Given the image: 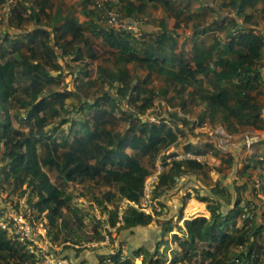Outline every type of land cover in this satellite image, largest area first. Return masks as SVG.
Instances as JSON below:
<instances>
[{"label":"trees","instance_id":"1","mask_svg":"<svg viewBox=\"0 0 264 264\" xmlns=\"http://www.w3.org/2000/svg\"><path fill=\"white\" fill-rule=\"evenodd\" d=\"M33 1L37 6L30 10L27 20L36 23L35 29L26 34L5 36V45L0 46V106L19 103L26 112L20 121L27 125L24 130L14 127L9 120L0 122L1 157L6 163L2 180L13 179L19 186L26 187L36 218L46 213L49 228L70 229L62 214L72 201L71 197L65 196V183L93 182L112 186L122 200L139 202L151 174L141 159L147 157L154 161L163 149L189 141L191 127H186L187 122L179 119L177 113L156 114L158 121L154 123L142 118L159 97V93L149 87L155 73L164 77L179 97L189 93L191 100L199 99L204 106L200 124L220 125L231 135L245 128H264V32L260 26L264 22V10L259 8L264 0H201L204 6L197 14L189 13L190 0L186 5L173 0H149L163 7L176 19L177 25L195 18L216 16V21L207 25L202 33H224L223 37L214 35L212 44L195 43L189 55L175 56L172 68L164 64L167 57L163 50L173 41L168 32L146 34L148 48L140 50L139 43L130 34L116 33L100 25L84 26L69 17L60 21L55 18L53 23H48L44 18L50 19L47 10L51 8V0ZM120 2L124 3V0ZM225 11L228 13L222 14ZM121 12L128 19L143 20L128 1ZM12 16V22H17L16 27H21L18 24L22 20L21 14L16 8L12 9ZM83 30L101 38L104 46L116 52L118 66L115 70L98 65L97 76L88 80L89 64L86 61L97 60L98 55L87 46L89 40ZM171 46L174 48L175 43ZM56 50H62L63 55H58ZM68 56L74 63H85L78 69L77 76L70 71L74 89L65 83L70 66L64 60ZM4 61L11 63L14 78L26 83L20 90H13ZM130 63L144 67L147 77L144 80L133 78L127 68ZM161 93L166 95L168 91ZM71 98H77V103H68ZM181 105L186 110V102ZM117 121L127 123L128 127L124 131L115 130ZM54 123L56 125L47 130ZM65 124L68 127L63 129ZM209 148L197 153L205 154ZM185 150L193 151L192 143L188 142ZM229 160L224 163H230ZM43 168L56 174V183ZM163 168L155 188V199L168 194L183 176L192 174L208 179L213 170L195 160H175ZM244 168H260L264 173V158L253 156L247 159ZM260 179H264V174ZM216 184L218 188L215 186L212 190L200 186L194 188L195 198L206 204L209 218L187 219L184 228L179 225L182 217L176 225L172 221L166 223L164 233H171L175 228L183 233L182 236L179 233L172 235L180 253L172 264H263L264 216L259 213L258 205L246 198V194L256 191V187L251 189L248 182L242 185L234 182L231 192L227 186L219 188L220 181ZM105 195L110 204L111 194ZM33 198H36L35 202H32ZM104 209L110 213L106 222L117 228L118 233H129V238L155 222L160 223L155 217L157 214H144L129 208L124 212L121 224L118 208L112 212L107 206ZM78 223L83 226V219L79 218ZM100 225L103 223L95 220L94 233L103 239L97 230ZM71 240L65 235L63 242L69 244ZM133 247L128 248L130 257L122 256L120 250L97 259L94 255L93 261L95 264H133L131 258L140 257L142 264L167 261L161 256L160 242L153 249L145 245ZM77 258V264L88 263L85 254L77 255ZM2 263L36 264V259L26 246L0 229Z\"/></svg>","mask_w":264,"mask_h":264},{"label":"rangeland","instance_id":"2","mask_svg":"<svg viewBox=\"0 0 264 264\" xmlns=\"http://www.w3.org/2000/svg\"><path fill=\"white\" fill-rule=\"evenodd\" d=\"M141 2H148L146 0H140ZM218 2L222 0H217ZM151 2V1H149ZM178 0H176V3ZM36 1L33 0H0V46H4L5 43H3L5 36H11V35H19L21 33L26 34L30 32L32 29H35L36 23L30 22L27 20V17L30 15V10L33 9L34 6H37ZM98 3H103V5L109 9H113L117 12H120L122 14V8L120 7V0H51V8L47 10V14L49 15L50 19L44 18L48 23H53L52 19H58L59 21L69 17L73 20H76L77 23L83 24L84 26L89 25L94 28V25L101 26L104 28L103 25L99 23V14L100 9L97 7ZM178 4V3H177ZM184 4V3H183ZM16 8L20 14L22 20L18 22L21 27H16L17 22L15 20L12 22V9ZM37 8V7H36ZM260 9L264 10V3H261L259 5ZM39 9V8H38ZM228 12H222V14H226ZM43 14V13H41ZM141 18H143L145 24H149V19H145L143 16L139 15ZM216 18V16H214ZM262 27L261 30L264 32V22L260 24ZM20 28V30H18ZM144 31H146L144 29ZM82 33L84 34L85 38L89 40V43L87 46H91V48L95 51V53L98 55L97 60H87L86 63L89 64V76L88 80H92L97 76V66L103 65L104 67L110 68L111 70H115L118 66V63L115 60L116 52L111 51L108 47L103 45V42L101 38H97L91 35V32L83 30ZM147 33V32H145ZM222 37L224 36V33H219ZM213 37L214 34H208V36H205L203 39L205 43L212 44L213 43ZM179 38V37H178ZM135 40V39H134ZM149 38L147 39L146 35V41L138 44L140 50H145V48H148ZM82 47H84L85 44H81ZM86 46V45H85ZM8 48H10L9 45H7ZM53 47L55 48L54 44ZM155 47V46H154ZM154 47L152 49H154ZM170 46L167 48L169 49ZM86 51V48L84 49ZM156 50V49H155ZM58 55L62 56L63 51L62 50H56ZM154 51V50H153ZM174 52V50H173ZM0 51V55H1ZM186 55H189L190 53L183 52ZM167 60H164V64L168 68H172L174 66V63L169 61L168 56ZM174 58V57H173ZM1 60V59H0ZM8 61V60H7ZM3 62V61H2ZM6 62V61H4ZM65 63H69L70 69L68 76L65 78V83L67 84V87H71V89H74V80H73V74L70 75V71L77 76V71L82 65L79 63H74L71 61V56H68L64 60ZM8 66V73L7 78L8 80L12 81V88L14 91L20 90L23 88V86L26 85L25 82H20L19 80L14 78L13 74V67L10 62L5 63ZM128 70L130 71L133 78H139L141 80H144L148 72L147 70L140 66V64L137 63H130L127 65ZM54 75H57L56 73ZM264 76V72H263ZM164 77L158 76L157 73L153 74L151 77V85L150 88H154L158 93L159 97L156 98L154 107L145 115L142 117L144 121H150V122H157L156 114L165 116L167 113H177L178 118L187 122L186 127H191V130H194L198 127H222L220 125L212 126L208 123L200 124L202 113L204 110V106L199 102V99L191 100L189 98V93H185L182 96H178L176 91L173 90V87L168 85V83L163 79ZM137 79L135 80V83H137ZM57 85L53 88H55ZM167 90L168 93L166 95H162V91ZM188 91H192L189 90ZM187 91V92H188ZM186 102V110L182 109V102ZM78 101L77 98H71L68 99L67 102L71 103L73 102L76 104ZM126 109H129V107H126ZM26 115V112L21 109L19 106V103L13 102L12 105L6 104L4 107L0 106V122L4 121H11L14 127L16 128H22L24 130H27V125L25 123H21V119ZM76 115V114H73ZM58 120H56L57 122ZM56 124H52L49 126L47 130L52 129L53 126ZM68 124H65L62 126V128H67ZM128 127L127 123L118 122L114 125V129L118 131H124ZM250 129V128H249ZM249 129H241L240 133H238L236 138L230 137L231 134L226 132V134L223 135H217L216 141L224 140L222 141L221 150L229 153L231 159L229 160L230 163L226 165L225 170L223 173H217L212 171L211 174H209V178L206 179L202 176L200 179L203 183L204 189L212 190L215 188V186L218 188V185L216 184L217 181H220L222 185H219V188H222L223 186H227L228 189L233 191V184L231 185V181L237 182L238 184L242 185L246 182L250 184L251 189H254L256 185H258L257 189H263V187H260L259 180H257L260 177V174H249L248 176H243L240 174L241 172L238 171V168L232 169V165L235 164L239 167V163H244L245 159L244 156H241V154H244V149L246 147L245 143L246 141L253 137L250 133L247 131ZM201 132L194 133L191 136H201ZM61 132H59V135ZM240 134V136H239ZM205 136V134H203ZM260 138L258 141H261ZM185 142H179L177 145H173L167 149H163L161 153L157 156V158L152 161L149 158L145 157L142 158V164L146 167H148L151 171V174H154L158 172L159 166H165L167 163V160L172 157V155H178L179 153H182V145ZM258 145V143H257ZM174 147V148H173ZM172 149H176V151H179V153L171 152V155L168 156L167 152L172 151ZM2 152H3V146L0 144V202H2L5 206L6 203L11 201L12 198H17L20 201H24L25 205L29 207L32 210L31 217L33 220L37 222V226L39 229L41 228V225H44L47 229V233L49 238L54 244V249L50 251V254L53 258L54 264H77V255H84L85 254V261H88V256L91 254L96 255L97 257L100 256H106L107 254H115L118 253L120 249V245L124 246L125 248L130 249L129 245V237L130 234L126 232L118 233L116 230L108 231L105 229V223L106 219L109 216L107 211L104 209V207H108V209L112 212L116 208H118V214H123L124 212L130 208V205L126 200H122L117 192V189L112 186H103L101 184H96L93 182H87L84 184H78V183H68L64 184L65 188V196L71 197L72 201L70 203V207L63 209V218L68 221V227L70 229H64L63 227L59 226V229L56 228H49L48 225V219L46 217V213H44L41 218H36V212L35 210L30 206L29 204V191L26 190V187L19 186L18 183H16L13 179H10L9 181L2 180V176L4 175L3 169L6 167V163L2 160ZM40 154L42 153V148L39 147ZM131 153L132 151L129 150ZM166 152V154H165ZM133 153V152H132ZM234 154H237L238 156H233ZM173 162V161H172ZM171 162V163H172ZM168 164V163H167ZM46 173H48L51 181L53 183H56V174L49 172L47 168H43ZM227 169H229L227 171ZM191 175V174H190ZM258 181V182H257ZM148 179L146 180L145 187L147 186ZM180 188V183L177 182L174 185V190H177ZM186 190V188H185ZM24 191L26 193H24ZM263 192V191H262ZM106 193L111 194V203H109L108 199L106 198ZM246 198L255 203L256 201H261L259 197L256 195V191L250 193L248 192L246 194ZM31 201V200H30ZM36 198L32 199V202H35ZM160 205V201L157 202ZM196 206V207H195ZM184 207V206H183ZM182 207V208H183ZM195 213H200L199 206L194 205ZM2 207H0V211ZM15 210H23L21 207L19 208V205L15 207ZM5 211V210H4ZM198 217V216H197ZM82 218L84 225L80 226L78 223V219ZM195 218V217H194ZM192 219V218H191ZM95 220H98L103 223V225H100L98 227V233L100 236L103 237V239H99L98 235L94 233V222ZM185 221V220H184ZM163 221H161L162 223ZM61 223V220H60ZM180 222V226L183 225ZM182 227V226H181ZM115 229V228H114ZM117 229V228H116ZM69 230L71 232H69ZM73 231V232H72ZM174 234L179 233V235H183L181 231H179L178 228L174 232ZM65 235H69L72 239L67 244L66 242H63V239ZM170 235V234H169ZM168 235V237H169ZM8 236L14 240V237L12 234H8ZM171 236V235H170ZM55 237H58L56 240ZM107 237H109V243L107 242ZM167 237V236H166ZM173 237V236H172ZM171 237V238H172ZM170 238V239H171ZM173 240V239H172ZM15 241V240H14ZM105 241V242H104ZM162 246V257L167 261L163 264H172V260L178 256L180 253L177 251V253L174 250H171L170 241H163L160 242ZM173 246L178 248L177 243L173 240ZM68 247V249H66ZM131 252V251H130ZM122 256H124L122 254ZM131 256V254H130ZM129 256V257H130ZM125 257V256H124ZM131 258V263L132 262ZM107 263L110 262V260L106 259ZM6 264V263H2ZM9 264H16V263H9ZM88 264V263H87ZM90 264V263H89ZM135 264V263H134ZM141 264V263H138ZM264 264V262H263Z\"/></svg>","mask_w":264,"mask_h":264},{"label":"crops","instance_id":"3","mask_svg":"<svg viewBox=\"0 0 264 264\" xmlns=\"http://www.w3.org/2000/svg\"><path fill=\"white\" fill-rule=\"evenodd\" d=\"M127 1L130 3V7L134 9V11L138 14L143 16L145 19H149V24H144V29L147 32L146 34H158V33H164L168 32L170 36H172L173 41L169 45V49L167 47L164 48V55L168 56L169 61L173 59L175 56H180L183 52L191 53V50L195 43L197 42H204V37L208 36V34H214L219 35L217 31H211L208 33H202V31L207 27V25L212 24L216 21V18L214 16H207L205 19L195 18L192 21H189L187 23L180 22L179 25H177V21L173 16H169L167 12L161 7L159 4H155L154 2H149V0H146L148 2L140 1V0H124V3L120 2V7L124 9V7L127 6ZM176 1V0H173ZM178 4L186 5L188 4L187 0H178ZM203 3L201 0H190V6H189V13L191 14H197L201 13V9L203 7ZM262 28V27H261ZM221 36V35H220ZM179 37V38H178ZM175 43L174 48H172L171 45ZM207 44V43H206ZM174 50V52H173ZM264 63V60H263ZM264 71V70H263ZM263 118H264V109H263ZM201 132V136L192 137L191 135L194 133ZM211 130L209 128H202V129H194V130H188V136H189V143H192L193 145V151H186L185 146L188 144L184 143L182 145L181 152H187V153H193L196 156H199L201 160L202 165H208L212 167V171L217 172L221 170L220 173H223V171L226 168V163H224V160L231 159L229 153L225 151H220L221 147L218 145L216 139V136L210 135ZM251 135H253V138H255V141L253 143V146L251 149L247 148V144L245 143L246 147L244 149V154H241V156H244V163H239V167L235 164L232 165V169H237L240 171L242 177L248 176L249 174H264L260 168L257 170L248 169L245 170V164L247 159L255 156L258 159L264 158V128L262 130H255V129H249L247 131ZM205 134V136H203ZM238 134L230 135L233 138H236ZM240 136V134H239ZM261 141H258L257 138H259ZM180 139V138H179ZM258 143V145H257ZM210 146L209 151L205 154H198L197 151L203 150L206 147ZM174 148V147H173ZM174 153H179V151H176V149H172ZM233 156H238L237 154L233 153ZM216 169V170H215ZM229 169H227L228 171ZM211 171V172H212ZM230 171V170H229ZM210 172V174H211ZM219 173V172H217ZM246 174V175H245ZM202 176L199 175H185L181 179H178L177 182L180 183V188L177 190L172 189L168 194L163 195L160 199H157L161 202V204L158 206L160 207V212H154L156 219L160 221V223H156L149 226L148 228H144L141 231H137L135 235H133L131 238H129V245L130 247L134 245L132 249L138 248L141 245L147 246L149 249H153L156 247V244L158 242H162L169 240L171 250H174L176 253L179 252V249L177 247L173 246V240L172 235L174 233H164L163 229L166 226V223L168 221H172L175 225L176 222L179 220L180 217L182 222L181 225L184 228V220L191 219L197 216H205L209 218L210 214L208 213L206 209V204L198 201L195 198V190L194 188L197 186L203 187V183L200 180ZM259 180L260 187L264 186V179H260V177L257 179ZM258 182V181H257ZM234 183V181H231V185ZM233 186V185H232ZM258 185H256L257 187ZM186 188V190H185ZM258 188V187H257ZM256 188V195L259 197L261 201H256L255 203L259 207V213L262 214L264 212V188L263 189H257ZM233 190V189H232ZM231 191V190H230ZM263 191V192H262ZM233 192V191H231ZM250 193V192H249ZM190 195V198L188 196ZM186 202V204H184ZM198 204V205H197ZM194 205L199 206L200 213H195ZM184 206V207H183ZM201 206V207H200ZM183 207V208H182ZM161 221H163L161 223ZM179 222V224H180ZM176 230V228L173 230V232ZM171 236H170V235ZM169 235V237H168ZM167 236V237H166ZM181 236V235H180ZM171 238V239H170ZM164 246H162L163 248ZM161 248V250H162ZM94 254H91L88 256V264H95V261H93Z\"/></svg>","mask_w":264,"mask_h":264},{"label":"built area","instance_id":"4","mask_svg":"<svg viewBox=\"0 0 264 264\" xmlns=\"http://www.w3.org/2000/svg\"><path fill=\"white\" fill-rule=\"evenodd\" d=\"M97 7L100 9L99 23L104 26V28L114 31L116 33H127L130 34L139 44L146 41V33L144 31V20L139 19H128L122 16L119 12L109 9L103 5V3H98ZM264 78V76H263ZM209 128L211 130L210 135L216 136L226 134V130L223 127H198V129ZM227 136V134H226ZM222 140L217 141L218 145H222ZM255 138L251 137L246 141L247 148L251 149ZM221 147V146H220ZM166 154V152H165ZM168 156L171 152H167ZM199 156L193 153L182 152L178 155H172L167 160V163L172 161H183V160H195L201 162ZM163 166H159L158 172L150 175L148 179L147 186L144 188L143 197L139 202L127 201L130 208H134L144 214H154V212H160L161 209L158 200L154 197L155 188L158 184L159 176L163 172ZM146 184V183H145ZM19 205L23 210H15V207ZM0 229L6 231L7 234H12L14 240L22 245L26 246V249L32 254L36 259V264H54L53 258L50 251L54 249V244L48 236L47 229L44 225H41L42 229H39L37 222L32 219V210L25 205L24 201H20L17 198H12L11 201L6 203V206L0 202ZM5 210V211H4ZM105 221L110 218V213ZM264 216V212H263ZM123 214H118V219L121 224ZM120 225V224H119ZM105 229L108 231L116 230L110 223H105ZM109 237H107V242L109 243ZM105 242V241H104ZM122 254L129 257V251L127 248L122 246ZM133 264H142V257L132 259Z\"/></svg>","mask_w":264,"mask_h":264},{"label":"bare ground","instance_id":"5","mask_svg":"<svg viewBox=\"0 0 264 264\" xmlns=\"http://www.w3.org/2000/svg\"><path fill=\"white\" fill-rule=\"evenodd\" d=\"M198 205V204H197ZM196 207V206H195ZM201 207V206H200Z\"/></svg>","mask_w":264,"mask_h":264}]
</instances>
